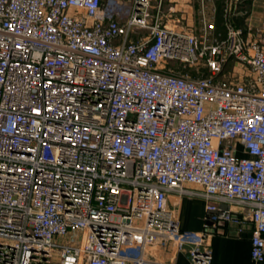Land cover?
Instances as JSON below:
<instances>
[{"label":"built area","instance_id":"built-area-1","mask_svg":"<svg viewBox=\"0 0 264 264\" xmlns=\"http://www.w3.org/2000/svg\"><path fill=\"white\" fill-rule=\"evenodd\" d=\"M197 1L0 0V264H209L171 192L264 260V14Z\"/></svg>","mask_w":264,"mask_h":264},{"label":"crops","instance_id":"crops-1","mask_svg":"<svg viewBox=\"0 0 264 264\" xmlns=\"http://www.w3.org/2000/svg\"><path fill=\"white\" fill-rule=\"evenodd\" d=\"M175 11L172 17L183 18L180 25H194L200 17L199 3L197 0H171ZM209 3L206 9L215 8L217 24L221 23L224 3L223 0H215V5ZM250 8L238 5V10L246 11L247 20L256 22L260 15L264 14V0H251ZM211 6V7H210ZM232 10V7H231ZM254 17V18H253ZM187 188H196L192 184H185ZM168 205L175 213L178 226L183 231H198L202 228L203 215L205 213V199L201 195H185L171 192L168 194ZM247 231L251 225L246 224ZM213 256L211 264H264V260L252 263L249 256L248 237H224L216 236L212 240ZM144 256L155 261L154 264H192L189 259V248L177 249L172 242L160 241L149 246L144 251Z\"/></svg>","mask_w":264,"mask_h":264},{"label":"water","instance_id":"water-1","mask_svg":"<svg viewBox=\"0 0 264 264\" xmlns=\"http://www.w3.org/2000/svg\"><path fill=\"white\" fill-rule=\"evenodd\" d=\"M204 216L205 213L203 215V224H202V228L200 230H198V232H205V233H209V237L208 238H203L201 241V248L204 250L209 249L210 252V262L209 264H211L212 261V256H213V250H212V240L214 237L216 236H224V237H236V238H241V237H248V241H249V256L250 259L252 261V263H254V260L252 259L251 255H250V250H251V241H250V236L251 233L250 231L244 230V231H239L238 230V225L236 223H221L218 224L217 226H213V225H205L204 224ZM247 226H245L244 228L246 229ZM195 248H197V246H194Z\"/></svg>","mask_w":264,"mask_h":264},{"label":"rangeland","instance_id":"rangeland-1","mask_svg":"<svg viewBox=\"0 0 264 264\" xmlns=\"http://www.w3.org/2000/svg\"><path fill=\"white\" fill-rule=\"evenodd\" d=\"M107 0H104V2H106ZM118 3H120V4H125V3H127V1H129V0H116ZM250 1L251 0H243V4L245 5L244 7H246V9L247 8H250L249 7V5H248V3H250ZM261 16V15H260ZM254 18V17H253ZM260 18V17H259Z\"/></svg>","mask_w":264,"mask_h":264}]
</instances>
